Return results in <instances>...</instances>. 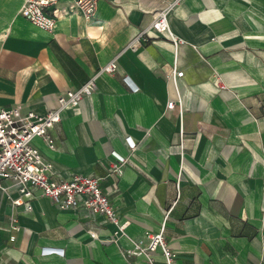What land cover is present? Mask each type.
<instances>
[{
    "label": "crops",
    "instance_id": "1",
    "mask_svg": "<svg viewBox=\"0 0 264 264\" xmlns=\"http://www.w3.org/2000/svg\"><path fill=\"white\" fill-rule=\"evenodd\" d=\"M57 1L61 13L76 0ZM24 3L0 0V107L45 114L96 75L94 92L50 129L55 147L33 144L56 180L100 177L119 224L60 210L37 189L31 209L0 192V264H149L133 249L171 205L175 264H264V0H99L92 19L63 12L52 30L23 17ZM170 5L182 42L151 32L128 46ZM110 60L116 70L101 71Z\"/></svg>",
    "mask_w": 264,
    "mask_h": 264
},
{
    "label": "built area",
    "instance_id": "2",
    "mask_svg": "<svg viewBox=\"0 0 264 264\" xmlns=\"http://www.w3.org/2000/svg\"><path fill=\"white\" fill-rule=\"evenodd\" d=\"M98 2L99 0H76L68 10L63 9L59 13L56 8L57 0H25L20 14L40 28L52 30L56 25L57 18L63 12H78L86 19H92ZM171 9L172 5L158 11L152 22L143 28L142 32L128 46L134 47L142 39L149 41L151 32L167 33L174 38L169 22ZM178 42H182V39L174 38L175 45ZM116 68V61L110 60L101 71L111 73ZM183 75L184 71L179 68L175 52L174 64L168 78L176 85L177 90L179 79ZM95 78L96 75L77 90L64 92L59 96L57 106L49 109L45 114H39L32 110L24 113L20 105L10 108L0 107V192L8 195L13 205L24 204L27 209H31L32 206L30 202H26V199H32L33 192L37 189L44 196L51 198L60 210L85 208L92 215L103 214L111 223L119 224L118 210L112 204L108 193L103 191L100 177L74 174L66 180H56L52 177L53 164L45 161L39 148L33 144L35 137H41L48 146L55 147L50 129L60 122L64 109L77 107L83 96H89L94 92ZM217 82L220 83L221 80L218 79ZM221 88L224 89L225 85H222ZM176 105H182L180 94L176 99L169 101L167 107L173 109ZM126 142L131 148L137 144L130 136L126 138ZM117 167L116 164L115 170ZM14 191L19 193L17 198L12 195ZM173 208L174 206L171 205L166 212L159 230L148 232L147 244L143 245L141 241L137 242L133 249L135 254L147 255L149 264H156L154 253L157 251L163 256L165 264H175L176 262L178 255L170 247L164 235L167 227L166 220ZM124 226L121 224L120 230H123ZM14 229H18V227L14 226ZM41 253L43 255L56 253L63 256L64 250L45 247Z\"/></svg>",
    "mask_w": 264,
    "mask_h": 264
}]
</instances>
